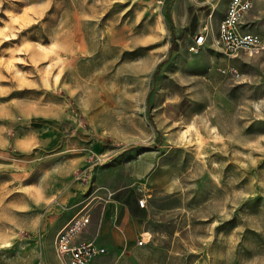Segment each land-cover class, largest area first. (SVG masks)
<instances>
[{
	"label": "rangeland",
	"instance_id": "rangeland-1",
	"mask_svg": "<svg viewBox=\"0 0 264 264\" xmlns=\"http://www.w3.org/2000/svg\"><path fill=\"white\" fill-rule=\"evenodd\" d=\"M229 1L0 0V264H62L84 208L92 264H264V53L218 48Z\"/></svg>",
	"mask_w": 264,
	"mask_h": 264
},
{
	"label": "built area",
	"instance_id": "built-area-1",
	"mask_svg": "<svg viewBox=\"0 0 264 264\" xmlns=\"http://www.w3.org/2000/svg\"><path fill=\"white\" fill-rule=\"evenodd\" d=\"M252 7V0H230L226 12L218 23V44L223 53L229 57L237 56L239 53L249 55L264 53V36L250 32L243 26L244 17ZM213 16L214 14L211 13L209 18ZM207 29L195 37L192 50H199L205 44L209 35ZM146 204L145 199L139 201L141 208H145ZM90 224V214L81 211L57 232L55 252L62 264H92L96 246L93 241L82 238ZM145 243L141 237L139 246H143Z\"/></svg>",
	"mask_w": 264,
	"mask_h": 264
},
{
	"label": "crops",
	"instance_id": "crops-1",
	"mask_svg": "<svg viewBox=\"0 0 264 264\" xmlns=\"http://www.w3.org/2000/svg\"><path fill=\"white\" fill-rule=\"evenodd\" d=\"M223 14H224V12H223ZM115 207H116L115 204L110 205V207L105 210V212L103 214L105 217L104 218L105 220L103 222L101 220V222H100L101 224H100L99 228H100L101 234H108V236H109L110 240L113 242V244L119 247V246H123L124 244H127L132 239L133 234L139 230V224L135 223L134 221H129L126 214H122L120 216L119 220L117 218L115 220L116 221V223H115L113 220L114 217L116 216V214L114 216V211H113ZM102 219H103V217H102ZM82 238L86 239L84 237V234L82 235ZM87 240H89V239H87ZM99 245L102 247H105L108 250V248L103 243H100Z\"/></svg>",
	"mask_w": 264,
	"mask_h": 264
},
{
	"label": "bare ground",
	"instance_id": "bare-ground-1",
	"mask_svg": "<svg viewBox=\"0 0 264 264\" xmlns=\"http://www.w3.org/2000/svg\"><path fill=\"white\" fill-rule=\"evenodd\" d=\"M210 37V35H208V38ZM214 37H215V35H214ZM215 39H216V44H218V40H217V38L215 37ZM218 48H220V46L218 45ZM84 210H86V208H84ZM83 210V211H84ZM107 253V249L105 248V247H102V246H100L99 244H97L96 245V254L94 255V258H93V260H92V262L95 260V259H97V258H99V257H101V256H103V255H105Z\"/></svg>",
	"mask_w": 264,
	"mask_h": 264
}]
</instances>
